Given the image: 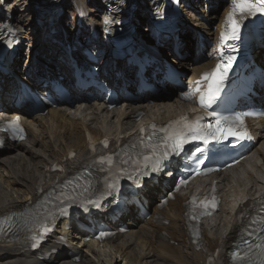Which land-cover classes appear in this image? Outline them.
<instances>
[{"label": "bare ground", "instance_id": "1", "mask_svg": "<svg viewBox=\"0 0 264 264\" xmlns=\"http://www.w3.org/2000/svg\"><path fill=\"white\" fill-rule=\"evenodd\" d=\"M73 2L74 6L82 10L84 7L89 9V3H98V0H74ZM216 2L218 5L222 0H212L211 5ZM193 5H187L186 1L184 7L193 9L195 8ZM10 6L13 15H17L19 10L24 15L32 12L27 0H13ZM90 10L93 16L97 17V11L94 8ZM186 11L191 13L194 19L191 22L192 25L201 30L209 40L213 35L210 25L216 17L209 14L206 9H200L199 13L187 9ZM226 11L227 9L222 11L220 16L223 17ZM91 20L93 21L94 18L85 19L82 28L77 29L74 25L72 29L85 36L88 29L92 27L97 29L95 22L91 23ZM221 20L222 18L220 22ZM140 21H142L141 18ZM15 25L21 30L22 41L28 39L30 42H39L38 50L41 48L42 54L46 55L48 60L59 66L62 71H66V65L61 61L64 54H59V51L60 49L64 51L68 43L69 45L77 44L80 39L79 33L73 40L70 34L68 38L64 37L60 23L54 20L52 27L60 30L58 36L61 37V41L53 45L48 43L50 39L47 37L45 26L39 34H34V29L31 33V30L22 26L19 16ZM217 31L218 29L216 34ZM91 42H94L93 44L101 50L100 55L103 57L104 65L105 44L98 39H91ZM33 52L34 48L31 54ZM191 53L192 57L193 50ZM166 54L178 67H184L189 59L186 57L178 60L172 58L170 53ZM201 62H204V59ZM43 63L42 60H38L32 68L42 67ZM15 65L16 61L10 67L12 75L2 76L3 80H0L2 88L0 106L8 111L16 109L14 105H9L11 103L9 93L14 88V76L19 75V71L14 70L17 68L14 67ZM210 66L211 63L193 66L191 68L193 74L190 78L197 77L202 69ZM22 73L24 79L28 72L26 70ZM128 73L125 68L122 79L127 80ZM173 94L174 92L170 89L166 97L161 96L162 100L159 99L153 103L148 102L145 97L135 98L119 109L111 111H107L106 106L100 102L86 103L82 99L73 108L68 106L50 108L46 115L25 114L23 120L28 138L19 143H9L4 150L7 153L0 157V216L24 210L31 205L30 202L36 203L58 182L69 178L84 164H88L93 159L89 153L90 143L107 138L112 144L118 142L124 144L142 123L149 121L161 123L188 112L191 105L180 100L178 96L173 97ZM136 112L144 113L138 122L132 118ZM18 113L15 110L11 115ZM4 115V110L0 109V120L4 119ZM250 125L257 139L262 138L260 147L249 152L237 166L216 175L219 180V193L223 198L222 208L215 217L206 220L198 248L191 242L183 216V202L188 199V192H185L176 194L175 199L169 200L163 209L155 208L149 219L141 217L138 211L130 213L129 221L126 222L131 227L130 231L125 233L118 231L112 239L104 243L84 242L86 234L77 228L75 231L67 232L70 243L68 248L50 244L40 253L26 250V238L22 236L18 240L0 241V264H206L208 256L216 250H219L220 256L215 264H230L229 250L243 226L239 223L238 213L251 207L254 201L264 194V118L251 120ZM70 153L75 154V157L69 159ZM58 165H64L63 173L56 170ZM145 194L149 199L154 200L160 194V189L150 188ZM155 215L167 218L169 223L158 224L154 218ZM123 219L124 217H121L120 221L123 222ZM118 224L111 223L114 229H117ZM52 247L60 248L59 255H53L48 260H40L39 254L48 252ZM100 247L109 249V252L102 255ZM59 258L62 260H58Z\"/></svg>", "mask_w": 264, "mask_h": 264}, {"label": "snow or ice", "instance_id": "2", "mask_svg": "<svg viewBox=\"0 0 264 264\" xmlns=\"http://www.w3.org/2000/svg\"><path fill=\"white\" fill-rule=\"evenodd\" d=\"M257 12L264 13V0H233V8L229 12L227 16V27L226 30L222 33V41H227L229 39L238 40L240 39V30L242 27L241 20L237 18V13L240 14L241 17L244 15H255ZM227 63H224L223 61L216 65V68L212 70V72L204 73L202 79L209 81L207 85V91L200 96V103L204 105H211L215 102L216 95L220 90V86L223 83V80L225 79V75L228 72V70L231 68L232 61L234 60V57L229 56L226 58ZM197 91H199V87L197 88ZM237 124L235 127H229L227 129V134L231 136H237L240 138H246L249 136V133L246 129H243L244 125V119L242 116H237L235 118ZM10 126L12 127V130L14 131L15 135L14 138L23 139L22 129L18 126V120L17 121H11L9 122ZM219 124L220 121H217ZM243 129V130H238ZM217 131H220L218 128ZM202 138V137H201ZM216 139L217 137H213ZM173 141L170 149L166 147L165 151L162 153H154V155L157 157L152 165L151 171L153 172H159L162 170L163 162L164 160H167L171 154L179 155L180 151H182L183 144L186 142L185 138L182 133L180 132H174L171 137H169ZM106 143V142H105ZM141 176H147L150 175L149 172L145 171L140 174ZM139 183V180L136 181ZM109 187H115L114 184L109 185ZM193 203H195V198L193 200ZM215 206V205H213ZM195 219V217H192ZM264 231V229H262ZM103 235V234H102ZM262 241H264V238H262ZM255 247L259 248L261 252H264V242L261 244L256 245ZM233 256L236 258H240L241 254L239 252H234Z\"/></svg>", "mask_w": 264, "mask_h": 264}, {"label": "rangeland", "instance_id": "3", "mask_svg": "<svg viewBox=\"0 0 264 264\" xmlns=\"http://www.w3.org/2000/svg\"><path fill=\"white\" fill-rule=\"evenodd\" d=\"M225 3H226V0H225V2H223V3H221L220 4V7L218 8L217 6V2L215 3V4H213V5H211V1L209 2V1H207V0H193V2L191 3V5H195V8H191V10L192 11H195V12H197V13H199L200 12V9H206L207 10V8L211 5V11H212V14L213 15H215V17H219V12L221 11V9L223 8V6L225 5ZM93 4H95V6H96V8H99V6H98V4H96V3H92L91 5H93ZM193 5V6H194ZM68 12L69 11H67V12H65V15H64V17L63 18H65L66 19V21L67 22H71V18L70 17H68L67 15H69L68 14ZM207 12H208V10H207ZM200 14H202V12L200 13ZM17 15L20 17V21H21V24H22V26H24L26 29H29V30H31V33H32V30L34 29L35 30V25H34V16H33V14H31V13H29L28 12V14H26V15H24L23 13H22V11H20L19 10V12H17ZM17 15H15V23L18 21V16ZM70 16V15H69ZM94 18V20H96L95 19V17H93ZM140 18H143V17H140ZM140 22V21H139ZM141 27H143L144 25H146V20H145V18H143V20L141 21ZM143 25V26H142ZM73 30H69V33H70V35L71 36H74L72 33ZM36 32V31H35ZM34 32V34H36ZM182 38V42H184V40H186V39H183V37H181ZM28 41V40H27ZM190 41H192L191 39H189V42L188 43H185L182 47H185L187 50L185 51L186 52V55H189L190 56V54H191V48H192V45H191V43H190ZM29 43V42H28ZM261 141H262V138L261 139H257V141H256V143L251 147V150H250V152H253L254 150H256L257 148H259L260 147V144H261ZM7 152H0V157L1 156H4L5 154H6ZM134 228H136V227H134ZM102 245V244H101ZM100 249H101V253H102V255H104V254H106V253H108L109 252V249H107V248H101L100 247ZM99 250V249H98ZM105 252H104V251ZM58 260H62V258H59Z\"/></svg>", "mask_w": 264, "mask_h": 264}]
</instances>
